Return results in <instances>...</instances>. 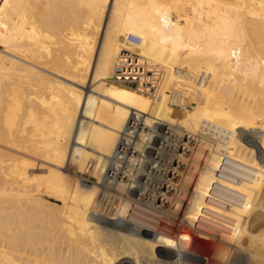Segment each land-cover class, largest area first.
Masks as SVG:
<instances>
[{
    "label": "bare ground",
    "instance_id": "obj_1",
    "mask_svg": "<svg viewBox=\"0 0 264 264\" xmlns=\"http://www.w3.org/2000/svg\"><path fill=\"white\" fill-rule=\"evenodd\" d=\"M0 264H264V0H0Z\"/></svg>",
    "mask_w": 264,
    "mask_h": 264
},
{
    "label": "built area",
    "instance_id": "obj_2",
    "mask_svg": "<svg viewBox=\"0 0 264 264\" xmlns=\"http://www.w3.org/2000/svg\"><path fill=\"white\" fill-rule=\"evenodd\" d=\"M141 41V37L136 34L127 35L126 46L117 56L112 79L120 85L136 88L152 98H156L163 82L164 70L159 64L136 50ZM204 81L205 74L196 78V83L199 85ZM180 93L179 91L173 93L175 101L181 99ZM192 102V98H186L185 103L188 107L193 106ZM174 106L182 108V104L179 102H175ZM225 136L226 134L222 139L226 138Z\"/></svg>",
    "mask_w": 264,
    "mask_h": 264
},
{
    "label": "rangeland",
    "instance_id": "obj_3",
    "mask_svg": "<svg viewBox=\"0 0 264 264\" xmlns=\"http://www.w3.org/2000/svg\"><path fill=\"white\" fill-rule=\"evenodd\" d=\"M177 112L180 115L182 111H180L179 108H178V111ZM189 141L190 140H187V142H189ZM199 248L200 249L198 250V255H199L200 260H202V261H208V258H209V260L210 259L212 260V258H213L215 261H217L218 258L216 257V255H214V256H213V254L211 255V252H212V249L211 248L205 247V246L204 247H199Z\"/></svg>",
    "mask_w": 264,
    "mask_h": 264
}]
</instances>
